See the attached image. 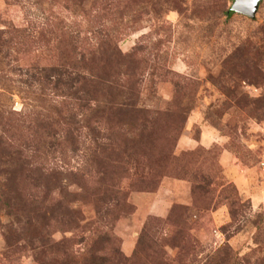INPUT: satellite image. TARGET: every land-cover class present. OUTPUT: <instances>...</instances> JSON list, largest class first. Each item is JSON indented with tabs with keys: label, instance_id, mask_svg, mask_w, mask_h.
<instances>
[{
	"label": "rangeland",
	"instance_id": "1",
	"mask_svg": "<svg viewBox=\"0 0 264 264\" xmlns=\"http://www.w3.org/2000/svg\"><path fill=\"white\" fill-rule=\"evenodd\" d=\"M231 6L0 0V264H264V0L254 19L227 17ZM119 53L135 63L127 97L155 124L123 154L131 134L119 139L109 118L101 137L116 148L99 157L96 133L48 75L94 61L115 78ZM21 160L82 195L69 205L78 228L56 222L53 201L30 202L40 194ZM116 183L127 208L101 217L95 198Z\"/></svg>",
	"mask_w": 264,
	"mask_h": 264
},
{
	"label": "trees",
	"instance_id": "2",
	"mask_svg": "<svg viewBox=\"0 0 264 264\" xmlns=\"http://www.w3.org/2000/svg\"><path fill=\"white\" fill-rule=\"evenodd\" d=\"M231 15H233V12L229 10L226 16L230 17ZM98 52V49L94 52L92 51L90 57H94ZM118 59L120 68L114 75L117 76L115 78H109L104 73L99 76L104 71H99V67L94 66V61H90L92 65H88L87 63L89 62L85 63L83 71L76 74L52 69L51 74L48 75V78L52 79L55 89L62 90L65 95H68L67 97H71L76 101L75 106L86 122L85 129L91 133H96V135L94 134L96 137L91 138V140L95 147L93 154L98 149L99 157L107 152H114L116 148L114 143L107 138L101 137V134L107 131L104 126L110 122L109 118L114 120L118 128L119 139H124V132L131 134V138L123 141L126 145V150L123 154L127 152L126 142L129 143L128 146L132 145V147H137V149L140 148L144 139L147 138L146 134L150 132L155 124L154 117H151L148 111L139 108L137 106L138 101L127 97V92H125L134 76L133 64L135 63H133V60L131 61V57H128L129 60H126V57L123 58L121 53H119ZM49 134L54 135L52 132ZM63 134L65 138L68 136L66 131H63ZM97 139L99 143H97ZM15 150L20 158L28 153V148L25 146H17ZM126 159L127 156L120 163L128 165ZM21 165L24 182L31 186L34 185L40 194V197H37V201L35 199L30 202L43 205L46 204V200L50 203L53 201L54 210L52 214H54L56 222L67 226H77L78 228L79 224L84 221L83 214L75 206L69 207V205L80 201L82 195L69 192V185L62 186L61 180H58L56 176V171L45 165L44 162L34 166L23 161ZM122 173H126L125 169L122 170ZM100 174H102L101 171H99V176ZM70 175L77 181L84 179L86 176L80 175V173ZM139 177L141 182H143L145 176L141 175ZM52 181L57 182V185L50 188L49 184ZM117 184L111 185V187L102 190L97 197L95 196L94 210L98 209V214L102 215L101 217L118 208H127L125 194ZM54 192L57 194L55 196L57 199L52 196ZM230 216L233 218V210H230ZM90 264H108V262L105 256H94V258H91Z\"/></svg>",
	"mask_w": 264,
	"mask_h": 264
},
{
	"label": "water",
	"instance_id": "3",
	"mask_svg": "<svg viewBox=\"0 0 264 264\" xmlns=\"http://www.w3.org/2000/svg\"><path fill=\"white\" fill-rule=\"evenodd\" d=\"M262 0H232L230 11L249 19H254Z\"/></svg>",
	"mask_w": 264,
	"mask_h": 264
}]
</instances>
